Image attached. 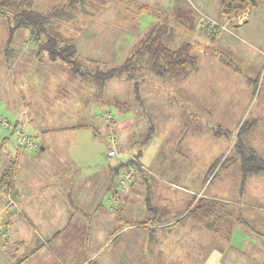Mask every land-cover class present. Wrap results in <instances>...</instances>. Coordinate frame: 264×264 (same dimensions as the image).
<instances>
[{"label": "rangeland", "instance_id": "obj_1", "mask_svg": "<svg viewBox=\"0 0 264 264\" xmlns=\"http://www.w3.org/2000/svg\"><path fill=\"white\" fill-rule=\"evenodd\" d=\"M64 1L34 0V3L38 11L45 13ZM170 1L91 0L92 4L88 8L94 13L93 16L79 15L76 23L63 27L65 35L74 37L80 58L86 62L96 61L102 69L121 65L144 31L155 21L164 22V16L167 15L166 21L176 29L180 38L190 39L193 43L191 53L197 59L199 73H194L187 81L151 76L140 85V99L135 94L133 82L110 80L104 88V100L99 107L98 104L90 107V113L92 111L102 116L94 122L100 132L97 133L94 127L84 128L75 140L76 145L81 147V152L77 153V166L89 172L95 168H106L110 136L104 114L111 112L116 117L122 144L130 148L129 140L134 143L128 149L132 152L125 154L124 158L136 154L140 147L143 149L140 160L143 169H146L148 181L137 186V194L133 198L136 201L137 219L150 214L145 202L148 197L147 188L152 190V199L160 215L168 214L169 211H181L184 202L203 193L209 196L216 192L221 199H229L233 204L239 202V167L219 171L211 185V178L204 184L207 169L217 158H225L230 151H236L234 145L240 142L237 137L244 122L249 127L257 119L258 113L264 115V110L259 111L260 108L264 109V0H253L255 3L250 10L256 9V14L249 24L248 21L244 22L250 11L246 9L237 13L236 21L230 22L227 30L223 31L224 35L235 32L234 41L238 47L227 53L221 50L214 37L206 36L205 33L210 36L208 32L197 29L202 18H212L220 23L228 20L221 15V9L226 8L224 0H173L178 2L177 7L168 12L165 11V6ZM144 5L149 7L146 12L140 10ZM247 6L250 7L249 4ZM227 17L232 18L233 14ZM11 23L15 25L14 19L0 14V116L12 123H16L15 117H20L19 122L28 132L31 125L25 124L23 120L30 106H49L50 104H42L58 102L56 99L64 96L59 91L61 82L67 90L79 85L81 77L54 67L55 62L49 60L47 53H40L39 47L34 46L37 43L31 29L22 27L11 30ZM239 26L245 27L241 32H236L235 29ZM8 49H11L9 54ZM7 56L12 58L11 64L8 63ZM19 60L21 68L24 67L16 70L15 65ZM253 60L257 62L256 65L252 63ZM261 60L263 63L259 67ZM33 61L35 62L30 64ZM59 64L68 65L62 62ZM92 65L95 68V63ZM47 80L54 88L46 90L40 87ZM83 82L84 90L83 93L81 90L83 95L80 98L89 95L91 99L92 90L97 92V87L91 81ZM80 84L82 85V81ZM47 96L48 100L45 102ZM72 111L73 108L68 110L69 113L64 112L66 118L70 115L69 120L72 118ZM190 114L197 115V120ZM152 126L155 128L152 137L143 145L142 141L148 137ZM260 132L254 137L253 143L259 145L264 155V125ZM246 133L240 134L243 141L248 138ZM41 137L38 135L36 138L40 144ZM2 138H6V144L3 145L4 141L0 140V205L4 202L2 188H6L8 183L6 174L10 171L13 173L19 150L15 134L0 126V139ZM39 154H43L46 159L50 150L47 153L40 151ZM63 162V165L71 167L69 162ZM8 178L11 181V177ZM262 182L263 179L259 176L250 184L249 195L246 197L251 205L250 215L264 214ZM256 190L262 194L259 199ZM107 201L106 196L105 205L108 204ZM228 208L235 211L233 215L237 214V207L232 204L219 203L217 209L227 213L225 209ZM12 210L8 208L0 214L9 221V232L17 233L8 240L10 244L0 246V264H14L15 259L27 257L43 241L47 246L55 248L57 254L42 253L30 259L29 264H98L102 251L106 254L113 247V244L106 246L99 252L106 240L98 235L92 236L88 219L82 213V207L77 204L70 207L74 217L66 228L62 229L59 223L52 225L54 229H62L57 234L59 238L47 241L40 225L31 218H23V212L13 213ZM196 223L201 224L198 221ZM38 236L43 237L42 242L37 243ZM20 238L22 243L19 246L13 245ZM236 240L240 244L241 238L237 237ZM143 246H146L144 242Z\"/></svg>", "mask_w": 264, "mask_h": 264}, {"label": "crops", "instance_id": "obj_2", "mask_svg": "<svg viewBox=\"0 0 264 264\" xmlns=\"http://www.w3.org/2000/svg\"><path fill=\"white\" fill-rule=\"evenodd\" d=\"M177 4V1L171 0L165 6V11H173ZM225 6L228 7V3H225ZM148 9L149 7L147 6L146 11ZM255 14L256 9H251L248 19L244 22L248 21L249 24ZM221 15L222 17L223 15L225 16V7L221 9ZM167 16H164V21L167 20ZM245 26L237 27L235 29L236 32H241V29ZM227 33L224 35V32H222L218 38L214 35L205 34L207 37H214L221 50L227 53L238 48L234 41L235 32ZM183 40L179 36L176 45H179ZM185 40L191 41L190 39ZM34 46L36 47L37 45ZM7 53H11V49H8ZM7 57L8 63L11 64L12 58L10 56ZM37 58L38 56L35 57V61ZM35 61L30 62V64ZM252 63L256 65L257 62L253 60ZM262 63L263 60L260 61L259 67L262 66ZM20 65L21 60L16 63L15 69H20ZM54 67L71 72L70 67L66 64L56 62ZM199 69L197 66V69L186 78H172L178 81H187L193 77L194 73H199ZM79 81H82V85L79 82V85L74 88L70 87L67 90H65L64 84L61 82L59 91L63 92V98L56 99L58 102H46L48 100L47 96L45 98L46 103L42 104H50L52 106H30L23 120L25 124L31 125L30 131H25L24 126L19 122L21 118L15 117L16 124H21L20 127L22 126V129L27 134L35 138L38 135L42 136V144L39 143L40 150L44 153L50 150V154L44 159L43 154H39L40 152L32 153L19 148L17 145L19 149L16 156L17 163L14 166L10 183L6 185V188H2L4 202L0 205V214L10 207L13 210L15 209V211L12 210L13 213L23 212V218H31L34 223L40 225L39 228L46 235L44 238L47 241L57 237V234L71 223L74 216L70 212V207L74 204L81 206L83 209L82 213L88 219L87 224L90 226L92 236L98 235L106 240L99 252L106 246L113 244V247L106 254H103L102 251L99 255L98 264H264V214L250 215V201H246L251 182L261 176L263 179L262 183H264V172L249 177L245 192L243 194L239 192L241 200L237 203L233 204L229 199H221L216 192L209 196L203 193V195L198 194V197L194 196L184 202V208L181 211H169L165 215H160V211L152 199V190L147 188L146 194L151 196L152 206L156 208V211H149L150 214L148 213L143 219H137L136 201L133 198L137 194V186L148 181L146 169L144 168L142 172L139 171L135 174L133 186L129 187L127 193L120 197L119 208L111 210L110 203L105 205V198L113 190L112 182L116 177V172L113 168L119 161L110 160L106 156V168H95L90 172L87 169H82L76 165L77 153L78 151L81 152V147H78L75 141L79 138L78 135L83 132L84 128L94 127L97 133L100 132L94 125V122L100 116L97 113H92V111L90 113V107L95 104H98L99 107L104 100L105 90L100 92L96 88L97 92L94 89L92 90L91 99L89 95L80 98V95H83V81L85 79L81 77ZM51 84L47 80L45 84H40V87H44L46 90L54 88V86L52 87L53 84ZM79 98L82 99L83 104ZM72 108V118L69 120L70 115L66 118L64 112H68ZM263 110V108H260L259 111L263 112ZM61 112L63 113L62 115ZM258 114L256 120H259V123L254 131L248 135V138H245L244 142L246 146L254 149L264 158L259 145L253 143L254 137L261 133L260 129L264 125V115L262 113ZM190 116H193L196 120L198 118L194 114H190ZM102 125L104 127V123ZM71 134L74 136H71ZM118 134L120 135L119 131ZM0 140L4 141L6 138ZM121 140L120 137L118 145L120 154L125 155L132 152L128 151V149L134 143L127 139L130 147L127 148L122 144ZM2 144L5 145L6 142L4 141ZM220 158H217L207 169L204 184L208 181L209 170ZM63 161L69 162L71 167L68 164L63 165ZM234 166L240 169L238 164ZM234 166L226 170H230ZM212 182H210V185ZM240 183L241 170L239 187ZM261 189L264 190V187H261ZM256 191V196L259 199L262 194L258 190ZM201 197L217 203L216 210L207 217L186 216L187 204L194 198L198 199ZM10 203L12 205L9 207ZM219 203L236 206L237 214L233 215L235 211L229 208L225 209L227 213L222 210L219 211L217 209ZM197 221L201 224L196 223ZM55 223L61 224L62 229H54L52 225ZM16 234H12L8 230L6 237H0V246L6 245L8 240ZM237 237L241 238L240 244L236 243ZM42 240L43 237L38 236L37 243L42 242ZM22 241L20 238L13 245L19 246ZM143 242L146 245L145 247ZM116 243L117 245L115 246L114 244ZM45 252L51 255L57 254L55 248L47 246L46 242L43 241L42 245H37L27 257L21 260L15 259L13 263L29 264L30 259H34ZM44 264L51 263L46 262Z\"/></svg>", "mask_w": 264, "mask_h": 264}, {"label": "trees", "instance_id": "obj_3", "mask_svg": "<svg viewBox=\"0 0 264 264\" xmlns=\"http://www.w3.org/2000/svg\"><path fill=\"white\" fill-rule=\"evenodd\" d=\"M224 1L228 3V7L225 8V17L241 13L251 8L255 3L253 0ZM91 4V0H65L62 3L52 6L47 12L42 13L35 7L34 0H0V14L14 19L15 25L13 26L11 23V30L22 27L31 29L40 53L42 51L46 52L49 60L52 62L67 63L73 74L89 82H93L100 92L105 90L104 88L110 80L123 79L134 83L135 94L140 99V85L142 82L147 81L148 78L150 79L151 76L186 78L197 69V59L191 53L192 43L183 40L179 45H176L179 33H177L170 22H161L159 20L155 21L152 26L144 31L140 39L133 46L131 54L121 65L102 69L96 61L89 60V62H86L82 60L78 54L74 37L70 38L65 35L63 27L66 24L76 23L79 15L85 17L93 16L94 13L88 8ZM140 10L146 11L147 6H141ZM92 63H95V68H93ZM99 116L102 117L101 115ZM104 119L107 130L109 131L108 136H110L112 130L120 138L117 130V120L114 114L106 112ZM258 123L259 120L256 119L249 127L248 125L246 126L245 122L243 123L237 137L240 142L234 145L236 151H230L229 155L225 158H220L213 164L207 175L208 180L211 178L210 182L218 176L219 171L238 164L241 170L239 192L243 194L249 177L264 172V158L254 149L246 146L240 136L243 132H247L246 135L252 133ZM154 130V126L150 127L148 137L142 141L143 145L148 143ZM142 150L140 147L136 154L129 158L125 157L124 160L119 161L115 168H113L116 172V177L112 182V189L115 188L116 180L123 167L134 165L137 167L138 172L143 171L140 160V157L143 155ZM40 151L39 149L38 152ZM8 177H12L11 171L6 174L8 183H10V178ZM3 180L4 177L2 182ZM146 203L150 212L156 211V208L152 206L151 196L149 194L146 198ZM11 205L10 203L9 207ZM216 206L217 203L207 198H194L187 204L186 216L198 218L207 217L212 215L216 210ZM0 218L6 223V231L8 234V221L1 216ZM0 237L4 236L0 235Z\"/></svg>", "mask_w": 264, "mask_h": 264}, {"label": "built area", "instance_id": "obj_4", "mask_svg": "<svg viewBox=\"0 0 264 264\" xmlns=\"http://www.w3.org/2000/svg\"><path fill=\"white\" fill-rule=\"evenodd\" d=\"M237 16L229 18L224 23H220L212 18H209L208 20L202 18L198 23V28L218 37L223 31L227 30L230 22L236 21ZM241 21L242 19L238 22ZM0 126L11 130L15 134L18 147L28 150L32 153H36L40 149L38 141L30 134H27L22 129V127H20V125L12 123L6 118L0 116ZM109 141L111 148L107 153L108 159H116L118 161H121L124 158V154H120L118 150L119 138L112 130L110 133ZM136 173H138V169L134 165L123 167L120 170V174L116 180V186L108 195V203H110L111 210H114L119 206L120 197L123 193L127 192L129 187H131ZM0 235L7 236L6 223L1 218Z\"/></svg>", "mask_w": 264, "mask_h": 264}, {"label": "water", "instance_id": "obj_5", "mask_svg": "<svg viewBox=\"0 0 264 264\" xmlns=\"http://www.w3.org/2000/svg\"><path fill=\"white\" fill-rule=\"evenodd\" d=\"M42 149H43V148H42ZM13 211H15V209H14Z\"/></svg>", "mask_w": 264, "mask_h": 264}]
</instances>
